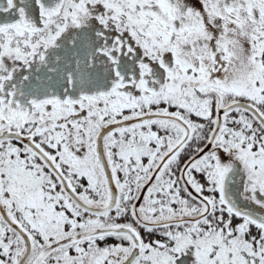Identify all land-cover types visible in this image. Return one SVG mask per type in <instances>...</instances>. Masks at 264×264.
I'll use <instances>...</instances> for the list:
<instances>
[{"label": "snow or ice", "instance_id": "1", "mask_svg": "<svg viewBox=\"0 0 264 264\" xmlns=\"http://www.w3.org/2000/svg\"><path fill=\"white\" fill-rule=\"evenodd\" d=\"M0 264H264V0H0Z\"/></svg>", "mask_w": 264, "mask_h": 264}]
</instances>
